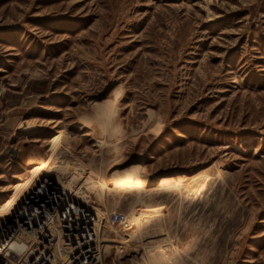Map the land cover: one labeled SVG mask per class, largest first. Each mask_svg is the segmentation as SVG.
I'll use <instances>...</instances> for the list:
<instances>
[{
	"label": "rangeland",
	"instance_id": "374dc122",
	"mask_svg": "<svg viewBox=\"0 0 264 264\" xmlns=\"http://www.w3.org/2000/svg\"><path fill=\"white\" fill-rule=\"evenodd\" d=\"M16 228L93 232L84 264H264V0H0V240L53 264Z\"/></svg>",
	"mask_w": 264,
	"mask_h": 264
},
{
	"label": "built area",
	"instance_id": "2783aa9c",
	"mask_svg": "<svg viewBox=\"0 0 264 264\" xmlns=\"http://www.w3.org/2000/svg\"><path fill=\"white\" fill-rule=\"evenodd\" d=\"M35 208V205H32L29 207V209ZM33 211V210H32ZM45 214V213H44ZM124 219V216L119 214V213H113L110 215V222L112 224H120V221ZM6 229L9 228H5ZM17 230L19 229H25L26 232L30 235H32V239L35 242H38V246H41L42 249L46 251H54L55 247V252L52 253V262L53 264H65L63 261V255H67V261L66 262H72L73 260L76 261L77 263L84 264L86 262V259L83 258L84 254L87 253V257L90 255V250H92L95 247V240L96 237L94 236L93 232L87 230L85 238H83L82 241L80 242H75L73 247H71L69 244H71L70 241H66L65 239L60 237V233L63 236L66 231H64L67 228H16ZM60 231V233H58ZM65 232V233H64ZM6 238H11V237H3V242L4 239ZM30 238V239H31ZM60 241V244L56 246V242ZM64 241V243H63ZM75 241V239H74ZM65 244V246H61ZM77 251V250H83L80 255L75 256L73 259H69V250ZM58 254H62L61 258L58 257ZM78 257H81L78 259ZM37 255L32 254L28 259L20 257L17 253L12 251L8 246H6V242L2 244V250L0 253V264H35ZM77 259V260H75ZM63 261V262H62ZM69 264V263H68Z\"/></svg>",
	"mask_w": 264,
	"mask_h": 264
},
{
	"label": "bare ground",
	"instance_id": "6f19581e",
	"mask_svg": "<svg viewBox=\"0 0 264 264\" xmlns=\"http://www.w3.org/2000/svg\"><path fill=\"white\" fill-rule=\"evenodd\" d=\"M171 188H190L191 190L192 189L194 190L195 187L185 186L184 182H179V183L173 184ZM205 190H206V186L198 187L195 195L193 196V198H199L201 196V193H205V192H203ZM191 197H192V195H191ZM44 199H45L44 201H42V202L40 201V206L42 208L41 209V216H42L41 218L44 220L45 223H49V222H51L53 215H55L57 212L61 211L63 208L61 207L60 209L54 211V209H50L49 207H44L45 201L48 200L47 198H44ZM63 207H64V203H63ZM71 209L72 208H69L68 211L71 210ZM162 216H163V214H162L161 210H147V211H144L137 218L128 221L127 226L130 228V230H133V231L141 230L142 228H146L150 222H154V221L160 220L162 218ZM65 217H64V220H67ZM50 226H52V223L49 224V227ZM70 228H74V227H70ZM3 243H4L3 240H0V251L2 249V244ZM192 246H193L192 244H187L183 248L175 250L174 251V253L176 254L175 259L176 260H182V259L186 258L192 252Z\"/></svg>",
	"mask_w": 264,
	"mask_h": 264
},
{
	"label": "water",
	"instance_id": "95a60500",
	"mask_svg": "<svg viewBox=\"0 0 264 264\" xmlns=\"http://www.w3.org/2000/svg\"><path fill=\"white\" fill-rule=\"evenodd\" d=\"M7 154H11V159L15 160L16 158V152L9 150Z\"/></svg>",
	"mask_w": 264,
	"mask_h": 264
}]
</instances>
